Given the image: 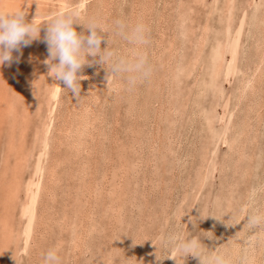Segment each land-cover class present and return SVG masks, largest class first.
Returning <instances> with one entry per match:
<instances>
[{
    "label": "rangeland",
    "instance_id": "1",
    "mask_svg": "<svg viewBox=\"0 0 264 264\" xmlns=\"http://www.w3.org/2000/svg\"><path fill=\"white\" fill-rule=\"evenodd\" d=\"M77 1L66 0L63 10L79 14L82 23L74 27L85 34L90 29L83 23L90 19L109 27L119 18L145 19L150 32L143 50L152 71L129 89L98 56L89 55L92 63L87 68L98 79L82 83L80 96L75 97L40 59L48 49L46 22L40 23L38 42L14 49L12 62L0 64V220L9 214L12 228L8 238L0 225V264H41L43 253L55 245L63 264H200L199 257H182L162 244L161 235L176 230L202 237L209 251L225 249L227 254L247 219L235 223L241 202L254 185L264 183V0H106L105 8L100 7L102 0H88L81 7ZM2 9L26 11L27 20L37 12L49 13L47 19L60 12L58 0H0ZM259 14L261 29L249 31ZM118 34L102 33L101 48L109 38V47L132 55L135 46ZM257 51L262 52L261 60ZM225 67L231 68L228 74ZM245 77L254 84L242 86ZM55 80L62 87L53 102L48 98ZM72 107L79 110L78 117ZM81 111L89 118L78 132ZM60 127L65 130L56 129ZM81 139L89 142L86 147ZM9 140L23 145L21 151H13ZM39 162L42 173L36 171ZM35 172L40 201L22 249L27 218L21 208ZM16 173L21 180L19 194L4 200V182ZM244 233L243 243L249 237ZM5 240L9 243L4 250ZM246 250L240 251L239 262L248 257Z\"/></svg>",
    "mask_w": 264,
    "mask_h": 264
},
{
    "label": "clouds",
    "instance_id": "2",
    "mask_svg": "<svg viewBox=\"0 0 264 264\" xmlns=\"http://www.w3.org/2000/svg\"><path fill=\"white\" fill-rule=\"evenodd\" d=\"M25 15L26 11L23 10L15 12L0 10V64L11 63L14 49H20L21 45L27 46L38 38L40 22L37 23L34 19L29 21ZM44 22L47 24L45 40L49 49V58L46 61L49 64V74L55 79L62 80L64 82L62 88L71 90L77 97L80 96V80L83 78L80 69L85 64L92 63L88 59L89 55L98 56L109 72L126 81L129 89L134 88L151 74L152 68L143 50L149 43L150 29L143 21L129 22L119 18L109 27L101 21L90 19L87 24L83 23L90 29L87 34L78 32L74 27V23L82 22L79 21V14L72 11L62 10ZM98 29L100 31H97ZM111 30L118 32L135 46L131 56L122 55L109 47V38L107 46L101 48L102 33L109 34ZM238 212L239 218L235 223L246 217L243 228L246 232L255 234L253 241L259 240L264 245V183L254 185L249 190ZM160 239L169 250L175 249L182 257L187 254L199 257L200 264H240L220 249L209 251L202 242V237L193 236L189 232L176 230L162 234ZM237 239L241 237L238 236ZM253 241L248 243L251 244ZM163 256L168 255L159 257ZM172 257L176 259V256ZM41 264H63L58 245L49 247L43 253ZM243 264H255V261L244 259Z\"/></svg>",
    "mask_w": 264,
    "mask_h": 264
},
{
    "label": "bare ground",
    "instance_id": "3",
    "mask_svg": "<svg viewBox=\"0 0 264 264\" xmlns=\"http://www.w3.org/2000/svg\"><path fill=\"white\" fill-rule=\"evenodd\" d=\"M88 0H80V1H77V5L79 6V7H81L82 6V4L83 3H85V2H87ZM202 1V0H201ZM44 2V1H43ZM58 2H59V9H58V11H62L66 6H67V3H66V0H58ZM101 2V3H100ZM99 3H100V7H103V8H105L106 6H107V4L106 3H108V2H106V0H102V1H100ZM45 5V4H44ZM106 5V6H105ZM37 6V5H36ZM99 7V6H98ZM34 8H36V7H34ZM33 8V9H34ZM89 8V7H88ZM14 9H16V8H14ZM3 10V9H2ZM9 10V9H8ZM97 10H99L98 8H97ZM4 11V10H3ZM7 11V10H6ZM10 11V10H9ZM34 11H36V10H34ZM39 11V10H38ZM56 11V10H55ZM109 11V10H108ZM262 11V10H261ZM13 12V11H12ZM28 12V11H27ZM31 12V11H30ZM39 12H41V11H39ZM89 12V11H88ZM230 12V11H229ZM38 13V12H37ZM35 14L34 13V15H31V19H34L37 23H42V22H44L47 18V16L49 15V13H45V14ZM98 13V12H97ZM142 13V12H141ZM32 14V13H31ZM137 14H139V13H137ZM165 15V14H164ZM252 15H254V14H252ZM264 17V16H263ZM28 18V17H27ZM85 18V17H84ZM259 19V20H258ZM135 20V19H134ZM138 20V19H137ZM141 20V19H140ZM145 20V19H144ZM143 20V21H144ZM258 20V21H257ZM30 21V20H29ZM142 21V20H141ZM146 21H148V20H146ZM261 21H262V18H261V16H260V14L259 15H257V16H254L253 17V20H252V23H251V25L252 26H250L251 28L249 29V31L251 30L252 32H254L255 30H256V28H259V29H261ZM144 23H146V22H144ZM147 24V23H146ZM41 29V28H40ZM45 29V28H44ZM42 30V29H41ZM162 31V30H161ZM41 33V31H39V34ZM246 33V32H245ZM250 33V32H249ZM106 36V35H105ZM104 36V37H105ZM111 36H113V35H111ZM118 36H119V34H118ZM251 36V35H250ZM261 36V35H260ZM260 36H258V37H260ZM203 38V37H202ZM205 38V37H204ZM41 39V36H38V38H36V39H34V40H32V42L33 41H35L36 40V42H38L39 40ZM119 40V39H118ZM198 40V39H197ZM203 40V39H202ZM252 40V39H251ZM258 40V39H257ZM172 41V40H171ZM32 42L30 43V44H28L27 46H25L26 48H28V47H31L32 46ZM170 42V41H169ZM195 42V41H194ZM252 42H253V40H252ZM255 42V41H254ZM261 42V41H260ZM259 42V45L261 44ZM201 43V42H200ZM197 45V44H196ZM199 45V44H198ZM253 45V44H252ZM256 45V44H255ZM128 46V45H127ZM258 46V45H257ZM172 47V46H171ZM198 47V46H197ZM254 48H256V47H254ZM261 48V47H260ZM257 49V48H256ZM125 50V49H124ZM128 51V50H127ZM255 51V50H254ZM253 51V52H254ZM43 52H44V54H42L41 55V57H40V59H41V61L43 60V63L44 62H46L47 60H48V58H49V50L48 49H46V47H45V49H43ZM201 52H202V50H201ZM259 51H257V53H258ZM35 53V52H34ZM121 53V52H120ZM200 53V52H199ZM218 53V52H217ZM132 54V53H131ZM131 56V55H130ZM258 56H259V60H261L262 59V52L260 51L259 52V54H258ZM261 58V59H260ZM91 60V59H90ZM230 61H231V59L229 58L228 60H227V62H226V64L228 65V64H230ZM53 62H56V61H53ZM196 63H197V61H196ZM199 63V62H198ZM216 64V63H215ZM193 65V64H192ZM48 66H49V64H48ZM92 66V65H91ZM197 66V65H196ZM199 66V65H198ZM225 66V65H224ZM86 67V68H85ZM216 67V66H215ZM258 67L257 66H255L253 69H254V71H256V69H257ZM223 69V68H222ZM221 68H219V70H222ZM230 69L231 68H229V67H225V71H223L225 74H228L229 72H230ZM252 69V70H253ZM23 71V70H22ZM50 71V70H49ZM80 72L82 73V75H83V78L80 80V85L82 84V83H86L87 81L88 82H90V81H92V80H94V82H95V80L97 81V79H94V77H93V74L89 71V68H87V64H85L81 69H80ZM215 72V71H214ZM216 73V72H215ZM23 74V73H22ZM218 74V73H217ZM251 74H253V71L251 72ZM96 75V74H95ZM97 76V75H96ZM14 77V76H13ZM214 78V77H213ZM2 79V78H1ZM0 79V80H1ZM27 79V78H26ZM15 80H16V78H15ZM28 80V79H27ZM35 79H33V81H34ZM57 80H59V79H57ZM215 80V79H214ZM213 80V81H214ZM13 81V80H12ZM29 81H31V80H29ZM4 82V81H3ZM16 82V81H15ZM248 82H252V78L251 77H245V78H243V81H242V86H246L247 85V83ZM14 83V82H13ZM18 83V82H17ZM28 84H30V82H27ZM63 83V82H62ZM93 83V82H92ZM240 83V82H239ZM253 84H254V82H252ZM1 84V83H0ZM26 85V88H27V86H28V88H29V85ZM32 84L34 85V82H32ZM32 84H30V85H32ZM87 84V83H86ZM89 84V83H88ZM91 84V83H90ZM89 84V85H90ZM97 84V83H96ZM100 84V83H99ZM3 85V84H2ZM17 85V84H16ZM51 85V84H50ZM63 85V84H62ZM88 85V86H89ZM93 85V84H92ZM252 85V84H251ZM61 84H59V82L58 81H56L55 80V83L53 82V84L51 85V87L49 88V96H50V98H48V99H52V101L53 102H55L56 101V99H57V97L59 96V90L61 89ZM93 87H94V85H93ZM114 87V86H113ZM118 87V86H117ZM168 87H169V84H168ZM98 88V87H97ZM197 88V87H196ZM24 89H25V87H24ZM82 89V88H81ZM91 89V88H90ZM3 90V89H2ZM89 90V89H88ZM97 90V89H96ZM95 90V91H96ZM237 90V89H236ZM1 91V90H0ZM25 91V90H24ZM89 91H91V90H89ZM89 91H88V94H89ZM95 91H93V92H95ZM195 91V90H194ZM258 90H257V88H256V92H257ZM3 92V91H2ZM65 92V91H64ZM113 92V91H112ZM25 93H29V92H26L25 91ZM81 93V92H80ZM104 93V92H103ZM121 93V92H120ZM119 93V94H120ZM193 93V92H192ZM22 94V93H21ZM31 94V93H30ZM87 94V93H86ZM85 94V95H86ZM87 94V95H88ZM91 94H92V92H91ZM90 94V95H91ZM95 94V93H94ZM236 94V93H235ZM244 94V93H243ZM220 95H222V94H220ZM18 96V95H17ZM23 97V96H22ZM75 97H76V95H75ZM83 97V96H82ZM85 97V96H84ZM94 97V96H93ZM239 97V96H238ZM241 97V96H240ZM63 98V97H62ZM79 98V97H78ZM87 98H89V96L87 97ZM91 98V97H90ZM83 99V98H82ZM92 100H95V98L93 99V98H91ZM89 100V99H88ZM4 101V100H3ZM30 101V100H29ZM51 101V102H52ZM77 100H75V102H76ZM85 101V100H84ZM87 101V100H86ZM85 101V102H86ZM97 101V100H96ZM64 102V101H63ZM85 102H84V104H85ZM90 103L92 102V101H89ZM98 102V101H97ZM115 102V101H114ZM1 103V102H0ZM66 103V102H65ZM93 103V102H92ZM91 103V104H92ZM116 103V102H115ZM251 103V102H250ZM73 104V103H72ZM94 104V103H93ZM99 104V103H98ZM5 105V104H4ZM76 105H77V103H76ZM80 105H83V102H82V104H80ZM86 105H88V104H86ZM253 105V104H252ZM259 105V104H258ZM36 106V105H35ZM71 106V105H70ZM79 106V105H78ZM215 106H217V105H215ZM257 105H255V107H256ZM262 106V105H261ZM1 107V106H0ZM5 107V106H4ZM75 107H77V106H75ZM83 107H84V105H83ZM90 107V106H89ZM94 107V106H93ZM258 107V106H257ZM256 107V108H257ZM68 108V107H67ZM74 107H72V109H73ZM78 108V107H77ZM76 108V109H77ZM80 108V107H79ZM87 108V107H86ZM86 108H85V110H86ZM251 108V107H250ZM249 108V109H250ZM264 108V107H263ZM71 109V108H70ZM75 109V108H74ZM76 109H75V112H76ZM84 109V108H83ZM88 109V108H87ZM91 109V108H90ZM94 109V108H93ZM212 109V108H211ZM255 109V108H254ZM78 110V109H77ZM81 110H82V108H81ZM95 111H96V109H94ZM260 110V109H259ZM79 111V110H78ZM91 111H93V110H91ZM91 111H89V112H91ZM5 112V111H4ZM4 112H3V115H5L4 114ZM26 112V111H25ZM52 112V106H51V108H50V115L52 114L51 113ZM74 112V113H75ZM83 111H81V114H79V115H81L82 117H81V122H80V126L78 127V132H80V128H82V126L84 127V124H85V121L84 120H87L88 121V118L89 117H87L86 116V114L83 112ZM86 113H87V111H85ZM7 113H9V111L7 112ZM214 113V112H213ZM54 114H55V112H54ZM73 114V113H72ZM71 113H69V115H72ZM90 114V113H89ZM96 114V113H95ZM37 115V114H36ZM67 115V114H66ZM69 115H67V116H69ZM77 117H78V115H77V112H76V114H75ZM92 115H93V113H92ZM176 115V114H175ZM49 116V115H48ZM66 116V117H67ZM74 116V115H73ZM76 116H74L75 118H77ZM86 116V117H85ZM193 116H195V115H193ZM214 116V115H213ZM53 117H55L54 115H53ZM94 117V116H93ZM156 117V116H155ZM29 118V117H28ZM56 118V117H55ZM232 118V117H231ZM10 119V118H9ZM62 119V118H61ZM79 119V118H78ZM177 119V118H176ZM179 119V118H178ZM204 119V118H203ZM213 119H215V118H213ZM26 120H28V119H26ZM66 120V119H65ZM93 120V119H92ZM52 121V120H51ZM64 121V120H63ZM94 121V120H93ZM206 122H207V120H205ZM253 121V120H252ZM2 122V121H1ZM61 122V121H60ZM66 123H67V121H65ZM61 123H63V122H61ZM72 123V122H71ZM84 123V124H83ZM208 123V122H207ZM27 124V123H26ZM68 124V123H67ZM86 124H87V122H86ZM85 124V125H86ZM230 124V123H229ZM233 124V123H232ZM61 125V124H60ZM74 125H76V124H74ZM245 125V124H244ZM243 125V126H244ZM1 126V125H0ZM48 126V125H47ZM54 125L52 124V128H54L53 127ZM62 126V125H61ZM77 126V125H76ZM87 126V125H86ZM92 126V125H91ZM18 127H21V126H18ZM50 127V126H49ZM59 127V126H58ZM65 127V126H64ZM93 127V126H92ZM23 128V127H22ZM27 128V127H26ZM68 128V126H66V131L68 130L69 131V128ZM229 128V127H228ZM241 128V127H240ZM239 128V129H240ZM258 128V127H257ZM3 129V128H2ZM19 129V128H18ZM56 129H58V130H60L61 131V127L60 128H56ZM65 129H62V130H65ZM85 129V128H84ZM49 130V129H48ZM70 130H71V128H70ZM90 130H92V128L90 129ZM54 131V130H53ZM81 131H83V130H81ZM85 131V130H84ZM254 131V130H253ZM70 132V131H69ZM91 132V131H90ZM212 132V131H211ZM239 132V131H238ZM256 132V131H255ZM19 133H21V132H19ZM23 133V132H22ZM56 133V132H55ZM59 133H61V132H58V134ZM64 134H66V133H68V132H63ZM84 133V132H83ZM82 133V134H83ZM71 134V133H70ZM90 134V133H89ZM229 134H231V133H229ZM253 134V133H252ZM56 136H62V139H61V137H58L59 138V140L61 139V140H63V137H64V135L63 134H60V135H57V134H55ZM91 135V134H90ZM207 135V134H206ZM236 135V134H235ZM234 135V136H235ZM240 134H238V136H239ZM243 135V134H242ZM16 136V135H15ZM55 136V137H56ZM234 136H232V138L234 137ZM237 136V138H239ZM13 137H14V134H13ZM19 137H21V136H19ZM54 137V138H55ZM76 137H78V135L76 136ZM87 137H90V136H88L87 135ZM247 137V136H246ZM252 137V136H251ZM21 138H23V137H21ZM65 138H67V135H66V137H64V139ZM75 138V137H74ZM83 138V137H82ZM92 138V137H91ZM14 139V138H13ZM18 139V138H17ZM52 139H53V137H52ZM56 140H57V137L55 138ZM69 139V138H68ZM67 139V140H68ZM84 139V138H83ZM155 139V138H154ZM153 139V140H154ZM212 139H214V138H212ZM236 139V138H235ZM246 139V138H245ZM253 139V138H252ZM6 140V139H5ZM15 140V139H14ZM20 140V139H19ZM22 140V139H21ZM26 140V139H25ZM82 140V139H81ZM89 140H90V138H89ZM125 140V139H124ZM234 140V139H233ZM232 140V141H233ZM238 140V139H237ZM10 141V140H9ZM91 141V140H90ZM220 141V140H219ZM241 141H242V139H241ZM17 142V141H16ZM21 142V141H20ZM73 142H75V141H73ZM77 142V144H78V141H76ZM82 142H83V140H82ZM81 142V143H82ZM85 142L86 143H89L86 139H85ZM85 142H83V144H84V147H86V144H85ZM215 142V141H214ZM9 143V142H8ZM19 143V142H18ZM45 143V142H44ZM48 143V142H47ZM71 143H72V141H71ZM80 143V142H79ZM133 143V142H132ZM205 143H206V141H205ZM219 143V142H218ZM224 143V142H223ZM229 144L231 143V140L228 142ZM227 143V144H228ZM233 143H235V140L233 141ZM238 143H239V141H238ZM10 148L12 147V148H14V149H12L13 151H15L16 150V152H18V151H21V148L23 147V145L22 146H15V144H14V141H10ZM53 144V143H52ZM54 144H55V141H54ZM75 144V143H74ZM76 144V146H80V144L79 145H77ZM200 144V143H199ZM211 144V143H210ZM245 144V143H244ZM17 145V144H16ZM56 145H58L57 143H56ZM55 145V146H56ZM60 145V144H59ZM89 144H87V146H88ZM203 145H205V144H203ZM213 145V144H212ZM211 145V146H212ZM233 145H236V143L235 144H233ZM238 145V144H237ZM246 145V144H245ZM154 146V145H153ZM231 146V145H230ZM21 147V148H20ZM60 147V146H59ZM83 146H82V149L84 148ZM213 147V146H212ZM211 147V148H212ZM227 147H228V145H227ZM226 147V148H227ZM237 147V146H236ZM43 150H45L46 151V144H44L43 145ZM203 148V147H202ZM216 148H218V147H216ZM233 148H234V146H233ZM125 149H126V147H125ZM77 150V149H76ZM230 150V149H229ZM263 150V149H262ZM44 151V152H45ZM146 151V150H145ZM236 151V149L233 151V152H235ZM216 152V151H215ZM237 152V151H236ZM264 152V151H263ZM262 152V153H263ZM42 153H43V151H42ZM158 153V152H157ZM208 153V152H207ZM226 153V152H225ZM229 153H231L230 151H229ZM241 153V152H240ZM243 154H244V152H242ZM45 154V153H44ZM43 154V155H44ZM235 154V153H234ZM261 154V153H260ZM232 154H230L229 156H231ZM225 156V155H224ZM228 155L225 157L226 159L229 157ZM8 157V156H7ZM119 157V156H118ZM138 157V156H137ZM248 157V156H247ZM19 158V157H18ZM123 158H124V156H123ZM141 158H142V156H141ZM262 158V157H261ZM7 159V158H6ZM10 159V158H9ZM214 159H215V157H214ZM217 159V158H216ZM229 159V158H228ZM231 159V158H230ZM21 160V159H20ZM155 160V159H154ZM250 160V159H249ZM138 161V160H137ZM225 161V160H224ZM21 162V161H20ZM132 162V161H131ZM12 163V162H11ZM243 163V162H242ZM255 163V162H254ZM106 164V163H105ZM259 164V163H258ZM261 164V163H260ZM264 164V163H263ZM262 164V165H263ZM14 165V164H13ZM39 165H41V162H39L38 163V167H37V169H36V171H39V172H41L42 173V168H40L39 167ZM254 165V164H253ZM237 166V165H236ZM40 168V169H39ZM55 168H56V166H53L52 167V170H54V171H56L55 170ZM139 168V167H138ZM252 168H253V166H252ZM122 170V169H121ZM118 172V171H117ZM234 172V171H233ZM3 173H5V171L3 172ZM41 173H39L38 175H40ZM45 173H46V171H45ZM204 173V172H203ZM250 173V172H249ZM256 173V172H255ZM252 174V173H251ZM33 175V174H32ZM35 175L37 176V172H35L34 173V176H30L29 177V181L27 182V188H26V190H25V203L23 204V206H22V208H21V214L23 215V216H26V218H27V221H26V224L24 225V228L22 229V232H21V236H22V240L24 241V247L22 248V249H26V244H27V242H28V237H29V231H31L32 230V226H33V220H34V218H35V215H36V205H37V202H38V200H39V195H40V192H41V188H40V184H39V181H35L34 179H33V177H35ZM168 175V174H167ZM207 175V174H206ZM249 175V174H248ZM264 175V174H263ZM51 176H53V175H51ZM50 176V177H51ZM141 176V175H140ZM153 176V175H152ZM5 177V176H4ZM38 177V176H37ZM36 177V178H37ZM207 177H208V175H207ZM40 178V177H39ZM55 179V178H54ZM163 179V178H162ZM211 179V178H210ZM250 179V178H249ZM260 179V178H259ZM263 180H264V178H262ZM37 180V179H36ZM207 180V179H206ZM19 181V182H18ZM21 180H19V178H18V174L16 173V174H14V176H13V178L12 179H10V181H8L9 183H6L5 184V182H4V195H3V198H4V200H9V198H17V196H18V191H20L19 190V186L17 185V183H19V184H21V182H20ZM261 183V182H260ZM11 185H13L14 186V189L12 188L13 186H11ZM234 185V184H233ZM250 187V186H249ZM58 188H59V186H58ZM51 189V188H50ZM56 190V189H55ZM229 190V189H228ZM12 191H13V193H12ZM225 191V190H224ZM247 191V190H246ZM221 192V191H220ZM229 192V191H228ZM232 193V192H231ZM198 194V193H197ZM234 194V193H233ZM232 195V194H231ZM50 196V195H49ZM186 196V195H185ZM234 196V195H233ZM232 197V196H231ZM244 197V196H243ZM245 198H247V197H245ZM185 199V198H184ZM223 199V198H222ZM226 200V199H225ZM234 200V199H233ZM40 201V200H39ZM186 201H188V200H186ZM227 201V200H226ZM238 201V200H237ZM235 202H236V199H235ZM51 203V202H50ZM222 203V202H221ZM183 204V203H182ZM219 204V203H218ZM237 204V203H236ZM186 205V204H185ZM14 206V205H13ZM232 206V205H231ZM68 207V206H67ZM81 207V206H80ZM227 207V206H226ZM44 208V207H43ZM179 208V207H178ZM218 209H219V207H218ZM221 210V209H220ZM38 211V210H37ZM192 211V210H191ZM224 211H226L225 209H224ZM39 212H42V211H40L39 210ZM38 212V213H39ZM219 212H221L222 213V210L221 211H219ZM230 213V212H229ZM42 214V213H41ZM225 214V213H224ZM234 214H236V213H234ZM237 214H239V213H237ZM43 215V214H42ZM8 216V217H7ZM38 216V215H37ZM40 217V216H39ZM222 217V216H221ZM236 217V216H235ZM7 218V219H6ZM9 214H7V215H5V217L4 218H2L0 221H1V223H0V225H1V230H2V232H3V230H4V232H3V235L5 236V237H8V238H10L9 237V235H11L12 234V228H11V224H10V222H9ZM225 218V217H224ZM238 218H239V215H238ZM38 219H40V218H38ZM234 219V218H233ZM176 220H177V218H176ZM234 220H236V219H234ZM243 220V219H242ZM245 220V219H244ZM244 220L243 221H241L239 224H243L244 223ZM3 221V222H2ZM31 221H32V223H31ZM75 221V220H74ZM86 221V220H85ZM221 222V221H220ZM226 223V222H225ZM75 224V223H74ZM230 224V223H229ZM244 225V224H243ZM243 225L241 226L242 228L240 229L239 228V233L237 232V234L238 235H241V239H239V240H235V242H233V245H232V247H231V249H229L228 248V252H227V254L226 255H228V256H231V257H233L234 259H236L237 261H239V254H240V251L242 250V249H244L245 247L247 248V250L245 251L246 253H248V257L247 258H243V259H241L240 260V264H243V261H244V259H248V260H250V261H255V264H264V245H262V243H261V241H259V240H254L253 241V237H254V233H250L249 232V237H248V240L245 242L244 241V243H243V239L242 238H244L245 236H244V234L246 235V233H244V231H245V229H243ZM236 227V226H235ZM177 228V227H176ZM234 228V227H233ZM236 229V228H235ZM9 230H11V231H9ZM75 230H76V228H75ZM234 230V229H233ZM43 231V230H42ZM9 232V233H8ZM83 232V231H82ZM43 233H44V231H43ZM81 233V232H80ZM84 233H86V231L84 232ZM83 233V234H84ZM244 233V234H243ZM6 234V235H5ZM8 234V235H7ZM80 235V234H79ZM226 235V234H225ZM84 237V236H83ZM230 238V237H229ZM7 239V238H6ZM80 239V238H79ZM78 239V240H79ZM235 239H237V238H235ZM37 240H39L38 239V236H37ZM7 241L8 240H5V242H4V244L2 245V249H4L5 250V248L7 247ZM40 241V240H39ZM82 241V240H81ZM249 241H253V243H248ZM74 242V241H73ZM8 243H9V241H8ZM77 243V242H76ZM81 243V242H80ZM79 243V244H80ZM147 243V242H146ZM78 244V243H77ZM22 245H23V243H22ZM39 245V244H38ZM75 245V244H74ZM73 245V246H74ZM81 245V244H80ZM33 246V245H32ZM229 246V245H228ZM231 246V245H230ZM76 248V247H75ZM80 248V247H79ZM34 249V248H33ZM216 249V248H215ZM227 250V249H226ZM223 251H225V249L223 250ZM242 252V251H241ZM244 252V251H243ZM225 253V252H224ZM246 253H244L245 255H246ZM245 255H244V257H245ZM2 256V255H1ZM166 261V260H165ZM164 263V262H163Z\"/></svg>",
    "mask_w": 264,
    "mask_h": 264
},
{
    "label": "snow or ice",
    "instance_id": "4",
    "mask_svg": "<svg viewBox=\"0 0 264 264\" xmlns=\"http://www.w3.org/2000/svg\"><path fill=\"white\" fill-rule=\"evenodd\" d=\"M242 25H243V22H242Z\"/></svg>",
    "mask_w": 264,
    "mask_h": 264
}]
</instances>
